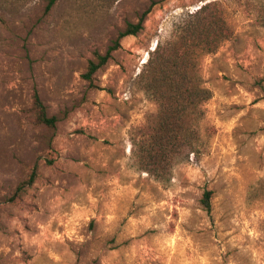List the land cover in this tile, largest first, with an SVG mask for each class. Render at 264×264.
Wrapping results in <instances>:
<instances>
[{"label": "rangeland", "instance_id": "obj_1", "mask_svg": "<svg viewBox=\"0 0 264 264\" xmlns=\"http://www.w3.org/2000/svg\"><path fill=\"white\" fill-rule=\"evenodd\" d=\"M209 1L231 34L197 54L211 91L198 151L159 180L132 151L131 129L157 110L139 75ZM45 3L0 0V264H264V0ZM146 9L143 28L85 79ZM35 87L53 128L35 120Z\"/></svg>", "mask_w": 264, "mask_h": 264}, {"label": "trees", "instance_id": "obj_2", "mask_svg": "<svg viewBox=\"0 0 264 264\" xmlns=\"http://www.w3.org/2000/svg\"><path fill=\"white\" fill-rule=\"evenodd\" d=\"M45 11L57 0H45ZM144 10L136 22H126L104 53H95L82 76L91 80L92 74L121 47V39L135 35L143 28ZM176 38L167 44L157 43L150 52L144 69L139 75L141 88L154 100L157 110L147 120L131 129L132 151L139 167L159 180H167L174 163L198 151L199 120L203 117V103L211 91L201 84L197 72V54L203 50L214 52L219 43L228 38L231 28L215 1H209L182 22ZM35 120L48 127H55L57 118L48 115L36 87L32 95ZM264 127V125H263ZM37 176L34 164L25 180L19 183L12 200L30 186ZM211 191L205 190L201 204L211 209Z\"/></svg>", "mask_w": 264, "mask_h": 264}]
</instances>
